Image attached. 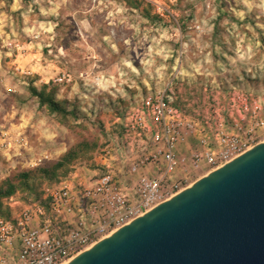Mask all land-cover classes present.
Here are the masks:
<instances>
[{
	"label": "rangeland",
	"instance_id": "obj_1",
	"mask_svg": "<svg viewBox=\"0 0 264 264\" xmlns=\"http://www.w3.org/2000/svg\"><path fill=\"white\" fill-rule=\"evenodd\" d=\"M172 78L180 108L202 121L264 92V0H0V181L30 170L42 197L56 182L43 168L92 179L127 115ZM44 85L75 114L41 106L31 87ZM26 189L2 213L32 202Z\"/></svg>",
	"mask_w": 264,
	"mask_h": 264
},
{
	"label": "built area",
	"instance_id": "obj_2",
	"mask_svg": "<svg viewBox=\"0 0 264 264\" xmlns=\"http://www.w3.org/2000/svg\"><path fill=\"white\" fill-rule=\"evenodd\" d=\"M174 79L127 115L118 146L103 149L102 172L45 185L40 201L0 216V264H65L200 171L210 173L264 141V92L242 91L229 114L202 121L180 108Z\"/></svg>",
	"mask_w": 264,
	"mask_h": 264
},
{
	"label": "water",
	"instance_id": "obj_3",
	"mask_svg": "<svg viewBox=\"0 0 264 264\" xmlns=\"http://www.w3.org/2000/svg\"><path fill=\"white\" fill-rule=\"evenodd\" d=\"M65 264H264V141Z\"/></svg>",
	"mask_w": 264,
	"mask_h": 264
},
{
	"label": "trees",
	"instance_id": "obj_4",
	"mask_svg": "<svg viewBox=\"0 0 264 264\" xmlns=\"http://www.w3.org/2000/svg\"><path fill=\"white\" fill-rule=\"evenodd\" d=\"M47 86L44 85L42 89H38L35 86L31 87V93L35 97L39 99L40 105L43 107H46V109L50 113H58L62 116L68 117L69 115H74L75 111H70L67 109V107L63 106L61 103H59L52 94L47 92ZM62 166V162L58 163V166ZM41 172L43 174H48L51 177H55L54 180L56 182L51 181L50 184L57 183L61 181V178L58 177V171L57 170H49L46 168L41 169ZM32 171L30 170H22L16 175V177H8L6 179H3L0 181V208L2 206L3 200L6 198H10L14 196L18 190L21 183L26 182L28 184V189H26L27 197H25L27 200L31 201H40V192L36 191V186L30 185V178H31ZM32 192V193H31ZM35 192V193H34ZM34 196V197H32ZM0 216L9 217L10 215L8 213H2L0 210Z\"/></svg>",
	"mask_w": 264,
	"mask_h": 264
}]
</instances>
